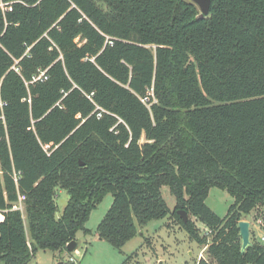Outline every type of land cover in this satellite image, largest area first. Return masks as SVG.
<instances>
[{
	"label": "trees",
	"instance_id": "16d2710c",
	"mask_svg": "<svg viewBox=\"0 0 264 264\" xmlns=\"http://www.w3.org/2000/svg\"><path fill=\"white\" fill-rule=\"evenodd\" d=\"M200 15L190 0H0V262L62 264L111 193L97 233L117 249L170 216L211 264H264L239 229L264 211V0ZM212 188L233 199L224 218Z\"/></svg>",
	"mask_w": 264,
	"mask_h": 264
},
{
	"label": "rangeland",
	"instance_id": "374dc122",
	"mask_svg": "<svg viewBox=\"0 0 264 264\" xmlns=\"http://www.w3.org/2000/svg\"><path fill=\"white\" fill-rule=\"evenodd\" d=\"M162 194L169 208L173 210L176 201L171 195L169 188L164 187ZM69 201V195L65 190H56L57 212L56 218H60L63 210ZM233 199L230 195L218 188H212L206 199L207 206L220 218H224L232 205ZM113 204V196L107 194L99 206L92 211L85 228L90 231L85 234L83 231L77 233V247L74 257L82 264H200V261L210 260L207 254L209 245H199L190 239L187 232L181 229L170 216L163 220L151 221L146 226L139 227L142 234H138L134 239L126 243L121 249L113 247L109 242L101 240L97 233V228L104 219ZM23 211V205L20 203ZM194 222L195 218H191ZM264 211L258 209L249 217H244L242 221L251 224V242L264 245L261 241L264 237ZM197 222V221H196ZM204 235L205 227L197 222ZM202 255V259L200 258ZM67 254L64 255V259ZM201 259V260H200ZM200 260V261H199ZM59 259L51 251L39 250L29 264H59ZM211 263V262H210ZM0 264H4L0 262Z\"/></svg>",
	"mask_w": 264,
	"mask_h": 264
},
{
	"label": "water",
	"instance_id": "95a60500",
	"mask_svg": "<svg viewBox=\"0 0 264 264\" xmlns=\"http://www.w3.org/2000/svg\"><path fill=\"white\" fill-rule=\"evenodd\" d=\"M194 5H196L200 10V17L206 18L210 13V7L212 0H190ZM81 165H83L81 163ZM179 214L183 217L184 221L187 222L188 216L185 212H179ZM239 229H240V237L242 240V252H245L247 248H249L252 245L251 242V225L247 221H241L239 223ZM77 247V242L73 241L71 242L67 249L70 253H73Z\"/></svg>",
	"mask_w": 264,
	"mask_h": 264
},
{
	"label": "built area",
	"instance_id": "2783aa9c",
	"mask_svg": "<svg viewBox=\"0 0 264 264\" xmlns=\"http://www.w3.org/2000/svg\"><path fill=\"white\" fill-rule=\"evenodd\" d=\"M258 223H259L261 226H264V223H263L262 220H259ZM204 235H206V236L208 237L209 235H211V231L205 228V230H204ZM261 240H262L261 242L264 244V237H262ZM200 258L202 259V255H201ZM201 259H200V260H201ZM200 260H199V261H200ZM203 261H204L206 264H211L210 261H208L207 259H204ZM201 262H202V260L200 261V263H201ZM62 264H82V263H81L80 260H78L77 258H75V257H74V254L72 253V254H67V257L63 260Z\"/></svg>",
	"mask_w": 264,
	"mask_h": 264
},
{
	"label": "crops",
	"instance_id": "0c3cea01",
	"mask_svg": "<svg viewBox=\"0 0 264 264\" xmlns=\"http://www.w3.org/2000/svg\"><path fill=\"white\" fill-rule=\"evenodd\" d=\"M251 225V224H250Z\"/></svg>",
	"mask_w": 264,
	"mask_h": 264
}]
</instances>
